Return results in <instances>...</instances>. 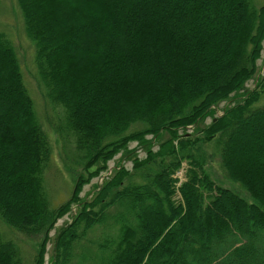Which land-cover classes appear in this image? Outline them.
Wrapping results in <instances>:
<instances>
[{
  "label": "trees",
  "instance_id": "trees-1",
  "mask_svg": "<svg viewBox=\"0 0 264 264\" xmlns=\"http://www.w3.org/2000/svg\"><path fill=\"white\" fill-rule=\"evenodd\" d=\"M18 3L45 98L63 109L58 129L84 161L71 197L53 207V144L0 32V217L40 237L34 264H45L50 232L74 205L52 264H264V107L255 106L264 76L247 89L264 47V0ZM132 141L146 156L83 198L110 160L132 156ZM203 145L247 195L212 179L215 151ZM24 260L0 230V264Z\"/></svg>",
  "mask_w": 264,
  "mask_h": 264
},
{
  "label": "rangeland",
  "instance_id": "rangeland-1",
  "mask_svg": "<svg viewBox=\"0 0 264 264\" xmlns=\"http://www.w3.org/2000/svg\"><path fill=\"white\" fill-rule=\"evenodd\" d=\"M254 1L259 5L263 0ZM23 16L24 15L18 0H1L0 32L5 33L16 47L22 71L24 73V81L34 100L37 116L45 130L48 132L53 144L52 160L45 175V186L52 206L57 207L71 197L76 176L78 173L83 172L82 169L84 161L79 160L77 156L78 151L71 141L72 138L66 137V135L62 134L58 129L61 126V119L64 117L63 109L61 107L54 109V107L50 104L51 102L45 98L40 84V77L38 78V70L35 62V46L26 32ZM257 65V73L248 81L247 89H253L256 85L257 79L263 78L264 76V47L261 56L257 61ZM255 106L264 107V93ZM218 114H222L221 107H219ZM210 122L211 117H208L205 123H200V126H204ZM192 129L193 128H190L189 132H192ZM148 138H151V136H148ZM155 144L154 148L156 150L158 148V144ZM128 149L134 152L130 158L126 157L123 159V153L117 154L108 162L107 168L101 170L100 173L90 180V182L84 185L81 192V196L83 198H87L89 200L92 199L96 190L106 181L111 179L115 172L122 166L129 171H133V155H138L139 157L146 156L145 148L141 146L138 141L130 142ZM201 149L203 151L205 150L207 155L215 151L213 155L209 156L208 162V168L212 179L219 185L229 187L243 195H247V192L242 188L240 183L232 182L226 176L224 169L221 167L220 156L216 149H213V146L210 145H203ZM187 167V162H183L182 168L176 173V175L181 179H184ZM135 180L138 181L140 179L136 176ZM72 210L73 211H68L65 215H63V217L59 218L56 225L51 230V240L47 246L45 264H52L51 256L57 232L60 227L66 225L67 222L71 220V216H73L74 211L78 210L76 205L73 206ZM0 228L6 238L13 239L20 245L25 258L24 264H34L37 249L40 244V237L20 234L17 230L6 224L1 217Z\"/></svg>",
  "mask_w": 264,
  "mask_h": 264
},
{
  "label": "bare ground",
  "instance_id": "bare-ground-1",
  "mask_svg": "<svg viewBox=\"0 0 264 264\" xmlns=\"http://www.w3.org/2000/svg\"><path fill=\"white\" fill-rule=\"evenodd\" d=\"M179 185V184H178Z\"/></svg>",
  "mask_w": 264,
  "mask_h": 264
}]
</instances>
